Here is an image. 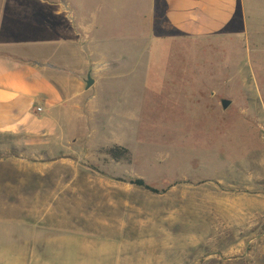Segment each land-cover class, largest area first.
<instances>
[{"label":"rangeland","instance_id":"1","mask_svg":"<svg viewBox=\"0 0 264 264\" xmlns=\"http://www.w3.org/2000/svg\"><path fill=\"white\" fill-rule=\"evenodd\" d=\"M148 1L0 0V29L12 16L21 30L16 53L83 85L69 184L40 195L0 181V264H264V20L248 40L163 36ZM44 3L67 12L55 20ZM79 18L89 41L61 42Z\"/></svg>","mask_w":264,"mask_h":264},{"label":"crops","instance_id":"2","mask_svg":"<svg viewBox=\"0 0 264 264\" xmlns=\"http://www.w3.org/2000/svg\"><path fill=\"white\" fill-rule=\"evenodd\" d=\"M148 2V27L152 32L154 27H159L163 36L175 34L200 40L227 34L244 36L248 40L250 34H259L260 31L248 26L259 29L261 20H264V0ZM44 4L53 9L52 17L55 20L62 10L67 12V4L62 8H57L55 4ZM157 17L160 19L156 23ZM14 18L8 16L5 27L0 29V174L7 176L5 182L2 177L0 181L1 184H7L12 180L9 183L14 185L16 177L19 179L18 183L30 185L28 189L20 188V193L24 194V189L27 194L39 190L40 195H44L52 189L55 192L54 187L59 183L65 182L68 185L67 169H77L69 161V154L74 152V147L68 143L75 136L69 131L68 112L72 105H78L83 85L79 84V92L76 85L69 89L70 84L64 83L61 75L69 74L70 70L66 72L68 68L59 67L47 59L20 57L16 53L19 45L11 37V34L21 31L17 24L10 22ZM65 18L73 22L68 14ZM79 20L78 27L74 26L69 33L62 34L64 38L60 37L61 42H77L78 39L82 42L89 41L86 22L80 18ZM45 30L59 33L55 25L49 22L45 25ZM91 56L93 58L96 55ZM100 63L97 60L91 65ZM107 65L112 68L111 62ZM71 72L74 74L72 80H77L83 73V67ZM38 108L41 109L40 112L37 111ZM58 191L59 189L56 192ZM35 229L36 232L43 231Z\"/></svg>","mask_w":264,"mask_h":264},{"label":"trees","instance_id":"3","mask_svg":"<svg viewBox=\"0 0 264 264\" xmlns=\"http://www.w3.org/2000/svg\"><path fill=\"white\" fill-rule=\"evenodd\" d=\"M126 153L124 149H120L119 147L111 148L107 151V154L115 161H119L122 158V154ZM130 185L142 188L146 191H149L151 193L157 194L158 192L155 189H152L148 185L145 184V182L141 179H132L128 182Z\"/></svg>","mask_w":264,"mask_h":264},{"label":"water","instance_id":"4","mask_svg":"<svg viewBox=\"0 0 264 264\" xmlns=\"http://www.w3.org/2000/svg\"><path fill=\"white\" fill-rule=\"evenodd\" d=\"M94 81L91 77V74L88 73L85 81V90L89 89L93 85ZM222 108L227 109V107L230 105L229 101L223 100L221 102Z\"/></svg>","mask_w":264,"mask_h":264},{"label":"built area","instance_id":"5","mask_svg":"<svg viewBox=\"0 0 264 264\" xmlns=\"http://www.w3.org/2000/svg\"><path fill=\"white\" fill-rule=\"evenodd\" d=\"M37 111H38V112H40V111H41V109H40V108H38V109H37Z\"/></svg>","mask_w":264,"mask_h":264}]
</instances>
